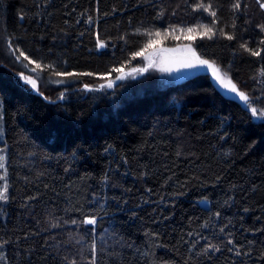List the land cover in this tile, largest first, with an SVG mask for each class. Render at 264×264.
<instances>
[{"label":"trees","instance_id":"obj_1","mask_svg":"<svg viewBox=\"0 0 264 264\" xmlns=\"http://www.w3.org/2000/svg\"><path fill=\"white\" fill-rule=\"evenodd\" d=\"M261 25L257 0H0V264H264ZM181 45L248 101L206 74L132 77Z\"/></svg>","mask_w":264,"mask_h":264},{"label":"snow or ice","instance_id":"obj_2","mask_svg":"<svg viewBox=\"0 0 264 264\" xmlns=\"http://www.w3.org/2000/svg\"><path fill=\"white\" fill-rule=\"evenodd\" d=\"M257 3L259 4L261 9H264V2H261V0H257ZM210 5L209 6H205L204 4H197L196 7L194 8L195 10L198 9H202L205 12H210ZM234 9H239L240 8V4L236 3L233 5ZM210 15H212L213 17H215L216 13L214 11L210 12ZM213 25L215 24V21L212 22ZM199 27L202 29V34L204 36H207L209 39H211V34L213 32V28L208 27L207 25H199ZM261 30L264 31V25H261ZM183 31V30H182ZM197 31V29L195 27H189L186 29V32L191 35L193 33H195ZM221 35H225L226 38L228 40H232L233 37L231 35H227L223 32V29L220 30ZM155 35L157 37H159L161 35L160 32H156ZM150 44L153 43V41L149 42ZM262 44H264V40L261 41ZM98 47L103 48L104 45L102 43H98ZM242 48H244L245 51H248L251 53V55L253 56H258L260 55L259 51H252L251 49H249L246 45H241ZM189 51H191V49H189ZM142 53L137 52L134 54L135 55H141ZM20 56H22L24 58V60H27L29 64H32L33 61L29 59L28 56H26L23 52H20ZM36 67H40L39 64L36 65ZM182 67L184 68H196V67H207L211 72H212V77L215 80V82L220 86L221 89H224L226 91H228L229 93H233L236 96L239 97V99L241 101H248V97L245 93L240 92L236 85L232 82L231 79H229V77L226 74L221 73L220 69L218 67H216L214 65V63H210L208 60L206 59H201L199 57L196 56L195 52H191V58L185 59L182 62ZM35 70V69H33ZM162 71H168L169 69H161ZM114 71L116 72H120L121 69L120 68H116L114 69ZM133 71H143V69H133ZM58 75H60L58 73ZM63 75L66 76H73V75H77L75 73H64ZM84 75H88V73H84ZM261 76H264V71H261L260 73ZM22 80H25L27 84L31 85L32 89H36L37 88V84L35 82V80L33 79H29L28 77H25L23 75H21L20 77ZM121 76H117L116 79H121ZM108 87H112V84L109 83L107 85ZM61 99H63V97L61 96ZM252 112V116L256 117L257 116V110L255 108L251 109ZM260 117H264V111H261L259 113ZM4 157L2 155H0V168H4ZM6 175V173H5ZM5 177L4 176H0V180H3ZM6 192H7V185L5 184L3 189H0V200H6L7 196H6ZM73 224L77 223V221H72ZM82 223L84 224H89L92 225L95 223V220L93 218H86L84 221H82ZM55 226V225H54ZM223 231V229L221 230ZM229 244L232 243L231 240L228 241ZM210 247L215 248V245H211ZM218 250V249H216ZM205 251H208V249H205ZM95 252L94 246H93V253ZM239 254V253H238ZM0 259H2V257H0ZM92 264H94V261L92 262Z\"/></svg>","mask_w":264,"mask_h":264},{"label":"rangeland","instance_id":"obj_3","mask_svg":"<svg viewBox=\"0 0 264 264\" xmlns=\"http://www.w3.org/2000/svg\"><path fill=\"white\" fill-rule=\"evenodd\" d=\"M189 49H191V51H189ZM191 52H194V51L190 45H181V46H176L173 48H164V49L154 50L152 53L146 55L145 65L142 66L141 69L151 68V69L157 71L160 74L162 85H169V84H175V83L181 82V81L195 75L197 72V67L196 68H184V67H182V62L185 59L191 58ZM162 68L163 69H169V70L168 71H162L161 70ZM205 68H207V67H205ZM143 73H144V71H138L136 73V75L132 76V77L141 76ZM221 73H223V72H221ZM128 74L129 73L122 74V78L124 79L126 77H129ZM23 76H25V75H23ZM25 77L32 79L29 76H25ZM21 81H22V83L26 84L30 89H32L31 85L27 84L25 80L21 79ZM32 90L34 92H36L37 88L32 89ZM224 91L226 93H229L226 90H224ZM0 144L1 145L4 144V123H3V109L1 106V102H0ZM0 155H2L4 157V161H3L4 168H0V176L5 177L3 180H0V189H3L4 185L5 184L7 185V181H6L7 175H5V173H6L5 166H6V161H7V147L0 146ZM6 196H7V192H6ZM5 201L6 200H0V205H2V203L4 205ZM104 239H106V237L103 234H101L97 237V242L102 241Z\"/></svg>","mask_w":264,"mask_h":264},{"label":"water","instance_id":"obj_4","mask_svg":"<svg viewBox=\"0 0 264 264\" xmlns=\"http://www.w3.org/2000/svg\"><path fill=\"white\" fill-rule=\"evenodd\" d=\"M197 74H206V75H209L212 79V81L215 82V80L213 79L212 77V72L209 71L207 68L205 67H197V72L195 75ZM216 85H218L216 82H215ZM218 89L220 90V92L222 93V95L225 97V98H230V99H233L235 100L236 102L242 104L243 102L239 99L238 96H236L235 94L233 93H226L223 89L220 88V86L218 85Z\"/></svg>","mask_w":264,"mask_h":264}]
</instances>
